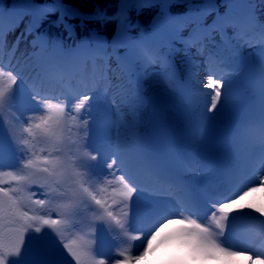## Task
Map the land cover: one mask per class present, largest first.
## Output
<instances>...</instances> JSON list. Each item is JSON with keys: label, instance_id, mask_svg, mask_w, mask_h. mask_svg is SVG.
I'll list each match as a JSON object with an SVG mask.
<instances>
[{"label": "snow or ice", "instance_id": "snow-or-ice-1", "mask_svg": "<svg viewBox=\"0 0 264 264\" xmlns=\"http://www.w3.org/2000/svg\"><path fill=\"white\" fill-rule=\"evenodd\" d=\"M53 7H57L53 4ZM171 5L167 2V0H119L117 5V15L119 16L120 24L126 28L132 27L130 13L133 10H137L142 12L145 8H156L158 9V15L161 19L167 20L172 26V31L169 34V39L175 43L176 39L179 38L182 41H185V37L181 36L180 33L182 31V27L186 24L185 20L177 19L171 16L170 13L166 11V9L170 8ZM196 8L197 6H193ZM66 12L65 15L68 16L69 19L77 18L81 14L78 11H71V15H68V11L71 10V6H65ZM54 14V13H45V15ZM202 13L197 11L192 19L198 21L199 16ZM98 18L99 22L106 23L108 18L107 14L102 10L96 11L93 13ZM62 22L63 18L58 17ZM66 25V22H64ZM228 23L231 25L232 23L239 24V21L233 20H221L219 22V28H224L225 24ZM245 24H251L247 19L244 20ZM256 24L259 27L258 37L256 33L249 35L245 33L241 36L242 42L251 44L255 42L258 38L259 46L262 51H264V20H262L259 16L256 17ZM68 25H66L67 27ZM194 31L190 33L191 43L185 41V47L191 49L192 47L199 45V48H204L205 43L210 39L214 38L217 33V28H211L210 25L197 23L194 26ZM211 28V31H209ZM235 31H239V28L235 29ZM3 36V33L0 34V37ZM199 48L197 50H199ZM99 55L101 56H109L107 50L100 48L97 49ZM109 59L111 57L109 56ZM3 41L0 39V77L4 76V67H3ZM126 65H122L120 61H117L116 71L123 72ZM104 68L107 69L108 73L112 72L111 64L104 65ZM52 70L50 68L41 67L37 69V78H44L47 76L48 72ZM17 74H13L11 70L8 71L7 76L10 80V84L7 87H0V117L3 116L5 109L12 110V108L19 102L17 99V92L13 90L12 86L17 83ZM104 76V70L101 69V77ZM110 78V77H109ZM107 82V81H106ZM205 87L213 89V92L209 94L210 96V110H215L217 104L221 100V91L220 88L223 87L222 84L218 83L216 79H208ZM29 92L31 93L32 99L40 101L44 106H46L47 111L52 113L51 115L42 116L40 118V122L30 123L28 126L23 128V131L28 134V136L32 137L34 140L36 138V132L33 129L38 130L43 136L49 138L53 141L54 150L59 151V148H55L56 144L61 143L60 136L58 135L56 129L60 128V119H56L55 117H63L64 107L62 106V101L59 97L51 96L48 93H42L39 88L33 84L29 88ZM130 95V93H129ZM127 98V97H126ZM57 100L56 104H52L51 100ZM88 97H85L84 100L78 104L75 108L76 112H79L81 108L84 107V103L87 101ZM75 119V116L71 117ZM86 124V121H85ZM62 132V128L60 129ZM9 135H12L11 129H9ZM13 138V142L20 145H23L22 151H27L31 155L30 157L23 163L24 169H32L34 171L29 172L27 175L16 176L11 172L8 175L11 176L12 180L16 183H21L22 181H27L30 177L36 175L37 173H46L47 177L45 179L51 178L53 183H60V180L57 177V173L55 171L57 167V163L55 160H50L47 157L41 159L40 156L37 155L35 151H33V145L30 140L24 139L22 141L17 142L15 137ZM44 151V149H41ZM118 153V149H117ZM142 153V152H141ZM52 153L49 152L48 156H51ZM97 156L91 153H85V158L80 161V164L75 167L74 175L76 177H83L87 175L89 179H101L97 173L94 172V168L96 166L89 164L87 161L92 160L95 161ZM119 160V167L124 170V165L121 163V156L116 155L115 158L111 159L110 162H107V167L109 169L113 168L114 165H117V161ZM260 161L259 171L261 173V180L259 181V187L264 188V160ZM45 165V166H42ZM83 171H80V169ZM3 173L0 172V175ZM111 175H115L112 173ZM136 173L130 171H123L122 174L117 178L120 183L124 185L126 191H120L119 193L114 192L113 196L119 195L125 201H130L132 199L133 193L137 191H143V186L137 183L135 179ZM127 177V179H126ZM2 183H9L10 181H2ZM107 183H112L111 180H108ZM83 192L87 194L88 197L91 198L92 201L95 202L96 205L104 206V201L102 199H97L96 195L93 194L89 190L88 187H85L83 183L80 184ZM179 190V191H178ZM258 190L257 187H248L241 192H237L232 195L228 199H224L221 201L220 206L216 209L215 212L211 214V221L214 222L215 228L219 229V233H214L210 227L205 226L203 223L198 222L199 214L196 210V205L190 194L185 191L182 186L174 185L170 186L168 189L169 194L173 195L176 203L180 209V211L173 215L171 213L162 214L156 217L151 233L148 238L145 240V247L136 254L135 256L126 255L124 252H120L119 255L123 257L122 260H118L116 264H134L135 261H138L143 256L147 255L150 249L153 248L154 243L159 244H173L175 245V251L172 253L171 259L179 262V264H211V262H216V264H229L230 261L238 258L244 252L243 249L238 250H230L229 246L224 244L219 240L218 237H222L225 233L226 221L229 219V214L234 211H242L245 208L253 209L264 215V208L255 207V205L251 203H242L246 200V198ZM11 191H16L15 188L11 189ZM103 191V189L101 190ZM0 193L4 196H7L10 200L13 198L9 196V192L3 188H0ZM15 202V201H14ZM36 204L43 207L45 201L44 200H36ZM125 207H128L125 204ZM150 211L149 208L138 209V213L147 214ZM7 209L0 202V213H6ZM107 216L116 220L117 224L121 222L117 220L112 212H109L105 209ZM217 212L220 213L217 216ZM27 215L26 213L24 214ZM127 215V213H125ZM191 216H195L197 218H189ZM29 219H33V217H29ZM42 223L44 225H49L51 228L55 229L57 225L60 224L59 219H43ZM123 227V225H121ZM167 230V231H166ZM36 232H40L41 228L36 227ZM59 235V233H57ZM135 239H141V236H136ZM75 242L72 243H64V248L67 249L68 253L76 261V264H80L82 253L74 247ZM11 255H20V247L17 246L11 253ZM249 260L252 259L251 256L248 257ZM0 264H6L5 259L0 257ZM99 264H105L104 260H100Z\"/></svg>", "mask_w": 264, "mask_h": 264}, {"label": "bare ground", "instance_id": "bare-ground-1", "mask_svg": "<svg viewBox=\"0 0 264 264\" xmlns=\"http://www.w3.org/2000/svg\"><path fill=\"white\" fill-rule=\"evenodd\" d=\"M49 21L51 25V30H50V44H51L52 42L61 40L60 36L56 34V32L59 29L60 19H58L56 16H51L49 18ZM50 46L51 45L47 46V51L42 55L38 54V50L36 52L34 48H32L27 53L26 57L22 61H20L17 64L11 65L9 69H12L15 73H19L20 76H22L23 78H25L26 75L29 74L31 75V80H35L36 79V77L34 76L35 68H37L38 66H42L46 60L50 62L52 60H55L59 56L50 48ZM191 56L196 57L195 58L196 60L195 69H197L200 75L202 76L204 75L205 77V75L212 74L214 77L215 76L218 77L219 78L217 80L218 83L223 85V87L220 88L221 93L227 89V84L231 83L230 81L231 78L225 77L221 73H219L218 69L220 66L217 63H213L212 61H209L208 57L204 56L203 48H199V50L197 51L192 50ZM155 63L159 66V68L155 71L156 74L151 73L150 75H148L147 77L148 90L152 94H154L155 91L164 90L166 91L167 95L173 96V92L171 89V81L168 78V72L165 73V68L168 67L167 64L163 60H160V59L156 60ZM214 68H216L218 74L216 71H213ZM232 72H233L232 75H234L235 70H233ZM4 73H5L4 76L0 77V87H6L4 81L8 79V76H7L8 71L4 70ZM206 78L207 77L204 78V82H203L204 85H201V87L205 86V83L207 82ZM109 83H110L109 91L106 92L102 97H98L97 94L94 93L95 86L93 84L86 82V83H83V85H81L78 91V94H77L78 100H76L75 103L80 104L84 100L85 97H88L83 107L86 110L87 119H86V124L84 121L80 125L81 134L74 133V137L72 140V153L75 155L76 152L80 149V147H85V146L91 147L92 146L96 148L99 151L98 154H103L101 158L104 163V166H106V168L108 169L110 178L115 180V175H111L112 173H115V168L113 167L109 169L107 167V162H110V160L112 159L111 154H110V148H109L110 145H116V147L126 146L132 151L135 150L137 146V135L134 131V128L144 129L147 126V117L149 116L150 111L146 112V118L144 122H141L139 120V117L134 115V113H132L131 111V108L134 105V95H133L134 88L130 85L123 88L118 82V78H116L114 75H112V78L111 80H109ZM196 83L199 84V82H196ZM205 89L207 90V92H210V91L213 92V89H210L207 87ZM229 99H230L229 96H227L226 101H228ZM51 103L54 104V101H52ZM91 103H94L100 106H111L110 107L111 109L120 107V109L122 110V108H124V110L127 113V116L125 117L123 123L118 124L114 127V135H110L108 130H94L93 129L91 125V116L89 114V108H90ZM205 106L208 107V103H206ZM205 110L209 111V108ZM51 114L52 113H49L47 111L46 106L42 104L39 110H36V111L34 110V115L30 123L40 122V118L42 116L51 115ZM221 114L225 115V119L227 121V117H228L227 110L223 109ZM33 130L34 132H36V138L33 140L32 137L28 136V140H30L33 145V151H35L37 155L40 156L41 159H44L45 157L50 159V156H48L49 138L43 136L38 130L36 129H33ZM247 138H242V140H240V142H243L241 146L247 143L245 140ZM235 144H237V139H234L232 148H234ZM232 148L229 151L231 159L234 160L235 158L236 162H240V156L236 153L235 149H232ZM41 149H44V151H41ZM30 155L31 154L28 152V155L26 156V160L30 157ZM42 166H45V165H42ZM76 166L77 165L74 164V167ZM0 172L3 173L2 175H0V177H3V178L6 177L8 181L13 182L14 184L16 182L12 180L10 175H8L9 172H11L13 175H16V176L24 175L22 171H18V172L8 171L7 169H4V168H0ZM1 184L2 182H0V187H1ZM239 184L243 186L242 187L243 190H245L248 187H253V186L257 187L258 190L252 195L248 196L245 200V203H251L255 205V207L264 208V202L260 197V194H261L259 190L260 187L256 186L255 184H248V181L246 180L236 179V182L231 180V184L229 186L230 190L225 192V196L231 197L232 195H234L232 191L235 190L239 186ZM126 190L127 189H125L124 186L123 187L114 186L112 191L109 192V194H107L106 192L99 194V199H102L104 201V206L108 208L109 212H112L113 215L116 216L117 220H119L122 223L123 221H125L129 227L134 228L136 227V221H137L136 219L137 210L136 209L138 205H140V202L143 200V196L141 195V193H138V195L133 193V196H132V201L134 203L133 210L128 208L126 211H124L121 205L118 203V199H119L118 195L113 196V193L114 192L119 193L120 191H126ZM235 212H243V210L234 211L230 213L229 219L228 221H226V223L231 222L230 220L233 218V215ZM125 213H127V215H125ZM261 217L264 219V215H261ZM229 223H227V225ZM258 229H260V232L264 233V223ZM66 243H71V242L67 241ZM14 249H15V246L10 241H6L5 243L0 244V257H3L5 259L6 264H9L8 263L9 257L5 258L6 254L8 256L11 255L10 253ZM77 250L84 255L83 251L79 250L78 248ZM245 251H247L248 253H243L238 258L230 261L229 264H242V261L245 257L251 256V251L249 249ZM167 254L168 253H157V254L151 255L149 251L147 255L144 256L143 261L139 264H157L163 261L165 257L167 256ZM83 255L81 257L80 264L84 263L82 258L87 257ZM258 256L262 258V259L259 258V263L264 264V254H254L251 261H257ZM56 262L57 264H76V261L71 256V254L68 253L67 249L64 248V246L61 252L59 253V255L56 256Z\"/></svg>", "mask_w": 264, "mask_h": 264}, {"label": "rangeland", "instance_id": "rangeland-1", "mask_svg": "<svg viewBox=\"0 0 264 264\" xmlns=\"http://www.w3.org/2000/svg\"><path fill=\"white\" fill-rule=\"evenodd\" d=\"M40 1H51V0H40ZM65 1L68 3V4L66 3L67 5L80 6L87 13H94V12L99 11V10L106 11L108 20H107L106 23H102V22H99V21H96V20H94V21H80L79 22V21H76V20L69 19L68 16H65V12L63 14H55V12H53L54 14H50L46 19H44L43 24L40 27V32L41 33H45L46 35H48V37L50 39L51 25L49 23L50 22L49 18L51 16L59 15L58 17H62L63 21L66 22V25H68L66 27L65 23L60 20L59 29L56 32V34L60 36L61 40L56 41V42H52L50 44L51 45L50 48L54 52H56V47L57 46L63 48V50L65 52L68 49L72 48V47H79L82 43L88 42V39H89L88 34H90V32L97 31V32H100V33H104L107 37H111V35L118 28L120 20L117 17V5L119 3V0H65ZM196 1L198 2V1H202V0H190V3H193V2H196ZM216 1H218V0H216ZM251 2L253 3V5L257 6V8L260 11L261 18L264 20V0H251ZM8 3H9V0H6L5 4L2 1L0 2V10L2 8V11H0V16L8 8V5H9ZM157 13H158V9H156V8H145L140 14H137L136 12L131 11L130 17H131V22H132L133 29L136 32H140L143 28L148 27L150 19H153V18H156V17L159 16ZM115 17H117L116 20H114ZM139 18H142V21H144L146 19H149V21L147 22V24L144 25V24H142V23H140L138 21ZM137 21H138L139 25L136 24ZM107 28H110V32L107 31ZM249 35H252V33H250ZM11 39H12V41L17 42L18 45H19V54H18L17 58H15V61H16L15 64H17L20 61H22L26 57L27 53L32 48H34V50L37 52V44H36L34 35L26 33L24 31V28L20 27V28H18L16 30L12 31L11 32ZM242 43L244 44V46L247 47V49L249 50V53L251 55H254L255 50H252V43L251 44H248V43H245V42H242ZM212 48H215V44H213L212 41L206 42L205 43V47L203 49L204 56L208 57V52L211 51ZM188 54L190 55V53H188ZM156 55H157L158 58H155V59H162L165 62H167V55L163 54L160 51L157 52ZM255 57H256V55H255ZM193 58H195V57H193ZM208 59L210 60L209 57H208ZM230 67L234 68V67H236V65H233V66L228 65V64L222 65L221 68H219L218 70L219 71H224V70H228ZM158 68L159 67L157 65L153 64L149 68V74L150 73L156 74L155 71ZM236 68H238V66ZM213 71L217 72L216 68H214ZM166 72L167 71L165 70V73ZM13 74H14V72H13ZM223 76L230 77L231 78L230 79L231 83L227 84V89L224 90L221 93V100L217 104V107H216L215 110H210V96H209V94L212 93V91L207 92V90L205 89L206 88L205 86L200 87V89L205 90V92H202V94H199V96H198L199 103L201 102V105H202L200 107L201 114L207 117V120L205 121V123H206L205 124V129H206L207 126L208 127H212V124H211L212 121L214 123H217L216 128L214 129V131L219 128L218 126L220 124L223 125V124L227 123V122H225V115L221 114L223 109L227 110V112H228V117L227 118H228V121L230 123V120H231V112H230L231 101H229V100L226 101V98H227V96H229V98L231 96V90H232L233 86L235 87V83H236V80H237V74L236 75H230V73H229V74H223ZM205 77H207L206 78L207 80L210 79V78L211 79H216V80L219 79L218 77H216V76L214 77L211 74L205 75ZM198 78H200L199 85H204V83H202L204 81V77L202 75H200ZM19 79H21V78L17 77V80H19ZM206 79H205V81H206ZM9 82H10L9 79L4 81L5 86ZM122 85L125 86V85H129V84L124 82ZM147 86H148V80H147ZM95 90H97V87H96ZM37 103L40 104L38 101L35 100L33 102V105L31 104L32 111H31V113H29V115H30L29 123H30V121H32L33 110L37 106ZM206 103H208V107L205 106ZM207 108H209V111L205 110ZM73 116H75V119L72 120V118H71V122H70V131L71 132L69 133V139L71 137V145H72V134H74V133L81 134V127L77 128L78 126H76V123L74 122V120H76V111H75V113L72 114L71 117H73ZM91 121H92L91 125L92 124L94 125V126L92 125L94 130H99V129L100 130H108L109 134L112 133L113 124L110 123L109 125L107 124V126H105L104 128H98L96 126L97 124L95 122L94 115H91ZM79 125H81V122H80ZM209 134H210V132L206 133V135H205L206 138H207V136ZM50 147H51V140L49 142L48 153H49ZM111 147H113V146L110 145V147H109L110 150H111ZM85 151H90L91 153H94V154L99 153V151L96 148L92 147V146L91 147H86V146L85 147H80V149L78 150L77 153H81V152H85ZM14 170H18V168L14 169ZM115 176H116V179H117L118 178L117 172L115 173ZM108 180L113 181L112 178L107 177V180L105 181L104 186L109 184V183H107ZM117 182L120 183L118 179H117ZM260 197H262L261 194H260ZM243 202L245 203V201H243ZM118 203L120 205L122 204L121 201H118ZM243 210L255 211L253 209H248V208H245ZM137 217H138V220H139V213H138ZM123 224H124V222H123ZM123 226H124V228L127 231L132 230L134 233L137 232L138 229H139V224L137 225V227L135 229L129 228L125 224ZM139 261H142V258L139 259L138 261H136L135 264H138Z\"/></svg>", "mask_w": 264, "mask_h": 264}]
</instances>
